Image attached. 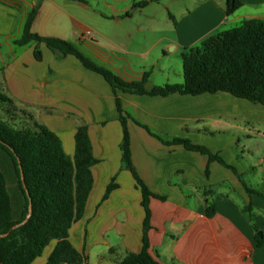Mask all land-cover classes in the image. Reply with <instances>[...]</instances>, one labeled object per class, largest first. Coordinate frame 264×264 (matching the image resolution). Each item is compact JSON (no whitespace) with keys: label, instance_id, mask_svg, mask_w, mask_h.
<instances>
[{"label":"crops","instance_id":"1","mask_svg":"<svg viewBox=\"0 0 264 264\" xmlns=\"http://www.w3.org/2000/svg\"><path fill=\"white\" fill-rule=\"evenodd\" d=\"M140 1L126 0L120 7L116 2L104 3L110 15L101 18L121 27L120 32L110 39L94 34L90 39L82 36L83 31L67 33L69 26L49 12L46 4L59 11L55 0H0V92L18 110L32 115L28 119L16 110L13 120L23 119L25 126L31 121L46 126L71 158L77 127L88 129L97 160L91 167L93 187L82 216L68 234L69 242L83 256L81 264H118L128 253L140 251L141 192L121 159L122 128L112 86L72 55L60 56L40 44L41 59L36 60L35 43L15 45L28 10L40 2L33 31L68 40L123 80L140 81L148 73L147 89L183 81L182 73L171 67L166 49L183 52L245 20L264 21V0H240V7L229 15L227 0H167L164 18L150 6L155 0H147L144 6L138 5ZM136 12L143 16L135 17ZM72 21L76 26V19ZM102 39L106 48L100 46ZM117 95L130 115L132 162L148 188L163 197L149 201V250L157 264H264V198L249 195L242 183L264 195V106L222 91L152 96L117 89ZM159 137L186 138L203 145L237 173L209 160L207 154L164 144ZM0 169L17 220L23 199L12 161L2 149ZM112 181L117 186L103 199ZM248 203H252V223L243 212ZM209 207L213 212L208 215ZM258 234L263 236L262 245L255 240ZM56 243L52 240L31 264H45Z\"/></svg>","mask_w":264,"mask_h":264},{"label":"trees","instance_id":"2","mask_svg":"<svg viewBox=\"0 0 264 264\" xmlns=\"http://www.w3.org/2000/svg\"><path fill=\"white\" fill-rule=\"evenodd\" d=\"M147 3V0H142L138 5L144 6ZM240 5V0H227L226 13H233ZM39 7L40 2H37L28 10L21 35L14 40V44L23 46L35 43L36 60L41 59L40 44L60 56L72 55L84 67L102 75L112 86L122 128L121 159L141 192V204L144 209L141 249L137 253H128L118 264H157L149 250V201L151 198L163 197L148 188L132 162L127 128L130 115L123 109L117 89L152 96H167L173 93L199 95L222 91L264 106V21L258 18L245 20L238 26L204 38L196 46L184 48L181 54L183 81L154 85L147 89L145 82L148 73H144L140 81L123 80L98 66L71 42L33 31L32 24ZM0 104L5 106V111L11 114L10 119L13 120L18 109L12 99L0 92ZM18 111L26 118L32 119L29 111L22 108ZM159 139L167 145L180 144L187 150L207 154L209 160H217L237 173L220 155L213 154L203 145L195 144L186 138ZM74 142L75 150L71 158L64 151L59 137L46 126L33 122L32 125L18 127L0 116V149L5 151L12 161L16 185L23 199L20 218L14 220L11 196L5 175L0 169V234L8 232L0 237V264H31L52 240H57V243L45 264L82 263L83 256L69 242L68 234L73 222L79 219L85 210L93 187L91 167L97 160L92 154L86 126L77 127ZM242 183L249 195L257 194L264 198L262 193L246 185L243 180ZM116 186L114 181L110 182L105 188L103 199ZM29 203V218L20 226L11 229L14 224L25 218ZM212 212V207L207 208L208 215ZM243 212L252 223V203L245 205ZM255 238L257 245H262L263 236L258 234Z\"/></svg>","mask_w":264,"mask_h":264},{"label":"rangeland","instance_id":"3","mask_svg":"<svg viewBox=\"0 0 264 264\" xmlns=\"http://www.w3.org/2000/svg\"><path fill=\"white\" fill-rule=\"evenodd\" d=\"M55 1L60 5V10L55 11V7H56L55 5H52L51 3H46L48 4L49 12L55 14L56 17L60 18L61 22L64 21V24H66V26H69V30L67 33H69L70 31L71 33L70 35H72L73 32L81 33L83 31L82 36L83 35L85 36L84 34L85 30L89 29L91 31V35L87 37L90 39L92 38V34L98 35V37L106 36L110 39V37H112L114 34L120 32L121 27L119 28L118 26H115L110 21H106L105 19L101 18V16L104 17L106 15H110L109 8L105 7L103 4L104 3L112 4L116 2L117 4L116 6L120 7L124 3H126V0H81V1L55 0ZM150 6L155 9V12L157 13L158 17L164 18L168 16V8H166L167 0H162V1L155 0L153 3H151ZM149 8L145 9L144 15L147 14V12L149 11ZM128 11L129 13H132L131 9H129ZM134 16L139 17L143 15L136 12ZM73 18L76 19V26H74L73 24V21H72ZM162 26H163V23L159 27H162ZM123 27L126 28V26H123ZM105 42L106 41L102 39L100 43L101 44L104 43V44L100 46H102L103 48H106L107 46H105ZM90 46L93 47V44ZM86 51L88 52V49ZM166 51L171 56L170 63H171V67H173V70L176 69L178 70L179 73H182V67H181L182 66V61H181L182 49L181 48H178V49L170 48V49H166ZM155 77H156L155 73L152 72V79L155 80ZM0 116L5 120H9V122L13 124L14 126L19 127V126L24 125L23 119L11 120L10 119L11 114L7 113L5 111V106L1 104H0ZM30 125H32V121Z\"/></svg>","mask_w":264,"mask_h":264},{"label":"water","instance_id":"4","mask_svg":"<svg viewBox=\"0 0 264 264\" xmlns=\"http://www.w3.org/2000/svg\"><path fill=\"white\" fill-rule=\"evenodd\" d=\"M21 180H23V178H22V174H21ZM22 182H23V181H22ZM30 214H31V205H30V203H29V206H28V212H27L25 218H24L22 221H20V222L14 224V225L11 227V229H14V228L20 226L21 224H23L24 222H26V220L29 218ZM7 234H8V232H6V233H1V234H0V237L5 236V235H7Z\"/></svg>","mask_w":264,"mask_h":264},{"label":"built area","instance_id":"5","mask_svg":"<svg viewBox=\"0 0 264 264\" xmlns=\"http://www.w3.org/2000/svg\"><path fill=\"white\" fill-rule=\"evenodd\" d=\"M85 36H90L91 35V31L89 29L85 30L84 32Z\"/></svg>","mask_w":264,"mask_h":264}]
</instances>
